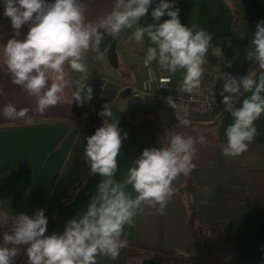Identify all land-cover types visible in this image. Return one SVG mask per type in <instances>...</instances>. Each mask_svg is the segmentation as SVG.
I'll return each instance as SVG.
<instances>
[{"label": "crops", "instance_id": "obj_1", "mask_svg": "<svg viewBox=\"0 0 264 264\" xmlns=\"http://www.w3.org/2000/svg\"><path fill=\"white\" fill-rule=\"evenodd\" d=\"M83 2L85 22L98 26L113 10L115 0ZM176 7L180 9L179 19L183 25L207 31L213 37V46L223 51V57L217 58L210 49L204 71H220L237 79L248 73L257 79L264 76V68L258 71L259 65L247 60L245 53L257 23L264 20V0H176ZM165 19L168 17H163L161 22ZM141 23H152L150 15L142 18ZM28 30L29 25H24L17 38L23 39ZM133 32L134 28L126 29L115 37V49L110 53L86 51L83 57L86 73L73 72L65 66L69 83L62 102L40 113L36 98L14 84L8 74L3 48L14 33L0 4L1 219L14 222L20 213L32 216L36 210L43 209L48 218L46 235L63 233L66 222L76 218L87 206L102 180L99 175L90 174L83 151L86 137L93 135L103 123V120L92 123L91 115L103 111L104 105L113 113L105 123L119 121V128L128 134L117 158L118 172L114 176L117 181L122 182L128 167L144 149L166 146L163 127L156 115L131 116L119 112L115 106L130 87H140L147 76L142 58L150 44L147 38L137 44ZM154 68L160 74L167 73L155 63ZM183 76V71L174 74L172 94L180 92ZM54 77L55 74H51L49 84L54 82ZM95 80L105 83L103 96L77 106L73 93L84 85L91 87ZM250 95L243 92L235 106L239 107ZM148 101L154 102L151 97ZM8 105L17 111L28 109V112L24 118L5 117L3 109ZM87 113L90 116L82 124V115ZM231 123V115L222 106L210 120L191 121V126L185 127L172 119L170 128L172 135L180 134L186 139L196 140L201 134L206 137V144L197 142L195 145L193 158L194 168L199 173L195 195L197 224L218 226L223 234L238 238L243 253L264 257V114L255 122L257 135L248 150L239 157L226 158L222 146L226 144L225 130ZM185 182L186 176L174 182L177 195L163 214L144 205L143 211H138L134 218V226L125 227L122 238L138 245L127 243L126 247L138 250L139 254L120 251L115 260L97 257V264H175L158 260L157 255L162 253L155 250L173 251L181 257L196 255V239L188 227L190 212L182 193ZM126 191L135 196L131 186ZM201 248V254L208 259L231 255V245L226 239L205 238ZM13 264H27L23 247L18 249Z\"/></svg>", "mask_w": 264, "mask_h": 264}, {"label": "clouds", "instance_id": "obj_2", "mask_svg": "<svg viewBox=\"0 0 264 264\" xmlns=\"http://www.w3.org/2000/svg\"><path fill=\"white\" fill-rule=\"evenodd\" d=\"M3 15L13 29V38L3 48L5 65L12 82L29 96L36 98L37 110L45 112L63 100L68 87L65 66L77 73H86L84 53L95 50L105 33L113 38L126 29H133L137 44L149 41L144 55L149 82L155 74L151 65L170 74L183 71L180 92L192 95L201 87L203 65L211 49L212 54L223 57V51L213 46V37L207 31L194 30L179 19L176 0H115L113 10L98 26L85 22L83 0H0ZM155 6L153 7V5ZM151 8V11H149ZM151 17L152 23L142 24L141 19ZM168 17L162 21L163 17ZM29 25L23 39L20 30ZM103 29V31H101ZM107 48L105 49V52ZM246 59L264 68V20L257 23ZM231 66L230 63L228 65ZM54 82L49 84L51 74ZM170 82L171 76L167 77ZM223 104L232 117L225 130L226 144L222 154L226 158L241 156L257 135L255 122L264 114V76L259 79L251 73L239 79L221 72ZM243 92L251 95L235 105ZM227 94V95H225ZM93 98V89L84 85L73 93V101L83 106ZM167 106L174 112L181 110L172 96L166 98ZM185 116L179 123L191 126ZM28 109L17 111L12 105L3 109L8 118H24ZM102 126L86 137L83 151L84 163L90 174L102 177L87 206L76 218L66 222L62 234L46 235L48 218L44 210L32 216L20 213L13 227L4 232L0 241V264H13L18 249L23 247L27 264H97V257L115 260L127 246L124 237L126 226H134V218L143 206L163 214L168 203L177 195L173 185L181 176H187L195 167V145L206 144L201 134L196 140L180 134L169 133L166 146L146 148L127 169L124 179L117 181L118 156L122 141L128 134L119 128V121L105 123L113 113L108 105L99 113ZM131 186L132 193L126 191Z\"/></svg>", "mask_w": 264, "mask_h": 264}, {"label": "built area", "instance_id": "obj_3", "mask_svg": "<svg viewBox=\"0 0 264 264\" xmlns=\"http://www.w3.org/2000/svg\"><path fill=\"white\" fill-rule=\"evenodd\" d=\"M143 60L144 57L142 58V65L148 72ZM151 67L155 74L154 79L149 82L147 75L140 87H130V98L134 101L143 102L151 97L159 107L168 111L171 118L176 122L185 116L183 109H187V118L190 121H206L213 118L223 106L220 101L222 100L221 92L224 81L218 79L221 75L220 71L214 73L204 71L200 89L197 93L188 95L182 92L172 94L170 90L173 86L174 74L158 73L154 68V63ZM169 76H171L170 82L167 79ZM91 88L93 89V98H101L105 83L101 80H95ZM168 96H172L176 100L181 110L174 112L167 106L166 98ZM89 116V113L82 115V124L86 122Z\"/></svg>", "mask_w": 264, "mask_h": 264}, {"label": "trees", "instance_id": "obj_4", "mask_svg": "<svg viewBox=\"0 0 264 264\" xmlns=\"http://www.w3.org/2000/svg\"><path fill=\"white\" fill-rule=\"evenodd\" d=\"M262 70V68H259L258 71ZM102 112L98 111L91 115L92 123H98L103 118L99 115V113ZM198 170L196 168H193L191 173L186 176V182L184 186L182 187V193L186 198L187 205L190 212V219L188 222V227L190 232L193 234V236L196 239L197 244V250L196 255L190 256V257H181L180 255H175L173 251H166V250H155L158 251L159 254L157 255L158 260L166 261V262H172L175 264H263L264 257L262 255H247L242 252L239 244L238 238H235L233 236L225 235L220 231V228L215 225H200L197 224V207L195 202V195L197 193V182H198ZM14 222L10 219L4 220L0 217V236L2 233L12 227ZM56 227L55 225H52ZM211 238L214 240H224L226 239L228 243L231 245V255L229 257L224 258H214V259H208L205 258L202 253V241L205 238ZM127 243H130L131 246H136V243L132 241H128ZM122 252L126 254H139L138 250H134L128 247H125L121 249Z\"/></svg>", "mask_w": 264, "mask_h": 264}, {"label": "water", "instance_id": "obj_5", "mask_svg": "<svg viewBox=\"0 0 264 264\" xmlns=\"http://www.w3.org/2000/svg\"><path fill=\"white\" fill-rule=\"evenodd\" d=\"M116 41L113 37L105 33L102 43L95 50H99L103 53H110L115 49ZM107 51L105 52V49ZM116 108L123 114L136 116L140 113L154 114L158 117L164 131L165 138L168 137L171 132L172 118L168 111L159 107L157 104L151 101L137 102L130 98V90H127L123 97L119 99L116 104Z\"/></svg>", "mask_w": 264, "mask_h": 264}]
</instances>
